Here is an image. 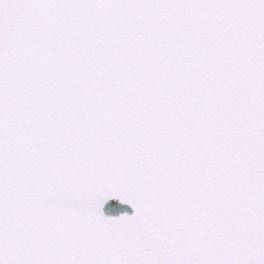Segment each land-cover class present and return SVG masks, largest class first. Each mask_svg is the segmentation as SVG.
<instances>
[{
	"label": "snow or ice",
	"instance_id": "snow-or-ice-1",
	"mask_svg": "<svg viewBox=\"0 0 264 264\" xmlns=\"http://www.w3.org/2000/svg\"><path fill=\"white\" fill-rule=\"evenodd\" d=\"M0 264H264V0H0Z\"/></svg>",
	"mask_w": 264,
	"mask_h": 264
},
{
	"label": "water",
	"instance_id": "water-1",
	"mask_svg": "<svg viewBox=\"0 0 264 264\" xmlns=\"http://www.w3.org/2000/svg\"><path fill=\"white\" fill-rule=\"evenodd\" d=\"M106 211L112 214H119L122 211L131 212V208L127 205H120L116 202H112L110 205L106 206Z\"/></svg>",
	"mask_w": 264,
	"mask_h": 264
}]
</instances>
